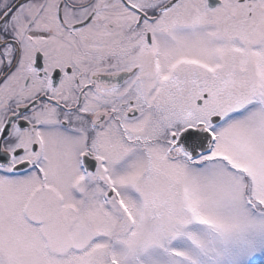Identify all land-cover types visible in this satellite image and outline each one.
Wrapping results in <instances>:
<instances>
[{"label":"snow or ice","instance_id":"obj_1","mask_svg":"<svg viewBox=\"0 0 264 264\" xmlns=\"http://www.w3.org/2000/svg\"><path fill=\"white\" fill-rule=\"evenodd\" d=\"M0 264H264V0H0Z\"/></svg>","mask_w":264,"mask_h":264}]
</instances>
